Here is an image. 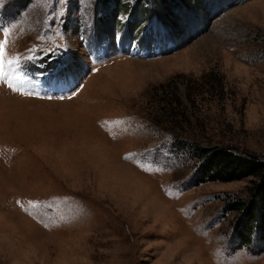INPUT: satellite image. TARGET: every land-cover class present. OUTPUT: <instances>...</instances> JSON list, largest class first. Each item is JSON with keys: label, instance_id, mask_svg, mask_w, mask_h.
<instances>
[{"label": "rangeland", "instance_id": "374dc122", "mask_svg": "<svg viewBox=\"0 0 264 264\" xmlns=\"http://www.w3.org/2000/svg\"><path fill=\"white\" fill-rule=\"evenodd\" d=\"M184 142L264 155V0H0V264H264Z\"/></svg>", "mask_w": 264, "mask_h": 264}, {"label": "trees", "instance_id": "16d2710c", "mask_svg": "<svg viewBox=\"0 0 264 264\" xmlns=\"http://www.w3.org/2000/svg\"><path fill=\"white\" fill-rule=\"evenodd\" d=\"M177 147L197 161L199 181L226 182L250 178L248 196L239 199L235 206L231 205V209L240 213L235 236L240 244L248 245L255 234L258 242L264 245V155L195 142H184Z\"/></svg>", "mask_w": 264, "mask_h": 264}, {"label": "snow or ice", "instance_id": "6c2138e0", "mask_svg": "<svg viewBox=\"0 0 264 264\" xmlns=\"http://www.w3.org/2000/svg\"><path fill=\"white\" fill-rule=\"evenodd\" d=\"M9 87H11V85H9Z\"/></svg>", "mask_w": 264, "mask_h": 264}]
</instances>
